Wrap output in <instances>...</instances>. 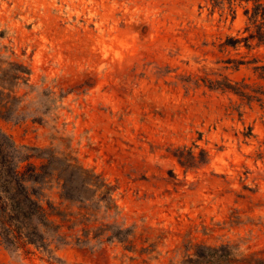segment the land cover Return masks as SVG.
<instances>
[{
    "label": "rangeland",
    "instance_id": "1",
    "mask_svg": "<svg viewBox=\"0 0 264 264\" xmlns=\"http://www.w3.org/2000/svg\"><path fill=\"white\" fill-rule=\"evenodd\" d=\"M244 7L0 0V70H30L0 132L16 147L70 154L100 175L115 188L119 221L135 228L131 252L70 242L49 263L34 249L0 244V264H179L186 240L264 248V80L254 69L264 46H224L247 35ZM226 83L255 98L209 87ZM183 148L195 157L190 168L173 156ZM59 193L50 184L46 196L64 209Z\"/></svg>",
    "mask_w": 264,
    "mask_h": 264
},
{
    "label": "trees",
    "instance_id": "2",
    "mask_svg": "<svg viewBox=\"0 0 264 264\" xmlns=\"http://www.w3.org/2000/svg\"><path fill=\"white\" fill-rule=\"evenodd\" d=\"M210 1L213 8L226 6L232 14H235V4H245L244 33L247 35L227 38L224 46L237 48L242 44L248 51L252 44L264 46V0ZM254 69L264 80V63ZM29 76L30 70L22 64L10 63L8 68L0 70L1 117L9 119L15 115L21 104L15 88L27 85ZM209 87L244 99L255 98L245 92V86L238 84ZM259 95L264 96V89ZM173 156L186 168L195 162L192 152L185 148L178 149ZM50 184L59 189L60 205H64V209L47 199ZM114 193L113 186L84 168L70 154L58 155L50 148L16 147L0 132V244L5 248L27 254L34 249L49 263L57 260L54 250L70 242L78 246L93 242L116 243L128 252L134 251L135 228L125 227L119 221ZM64 228L69 234L63 232ZM182 248L188 254L179 264H264V248L258 251L241 249L239 242L212 246L186 240Z\"/></svg>",
    "mask_w": 264,
    "mask_h": 264
}]
</instances>
